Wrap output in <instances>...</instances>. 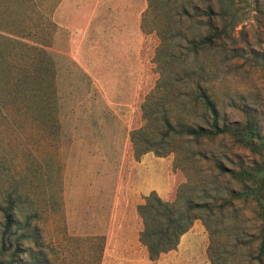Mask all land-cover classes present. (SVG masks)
Wrapping results in <instances>:
<instances>
[{"label":"trees","instance_id":"16d2710c","mask_svg":"<svg viewBox=\"0 0 264 264\" xmlns=\"http://www.w3.org/2000/svg\"><path fill=\"white\" fill-rule=\"evenodd\" d=\"M234 1L146 0L140 25L144 34L155 32L160 40L153 57L158 79L141 106L144 125L130 132L133 154L136 160L146 153L156 157L172 154L174 169H181L189 177L178 187L173 201H164L151 192L137 208L143 222L139 239L150 260L175 250L180 238L199 220L209 233L207 256L211 264H222L214 256H232L251 246L253 240L259 243L256 260L263 262L264 160L245 162L236 156L233 161L218 145L229 141L232 146L263 156L264 132L253 114L247 113L243 123L231 122L223 111L221 96L207 81L201 61L215 54L231 37ZM2 5L0 13L12 16V11L24 12V22L31 25V31L24 34L17 28L18 18H14L12 26L4 20L11 29L8 33L35 43L0 36V63L4 62L6 74L13 78L12 83L4 81L5 88L11 90V101L34 102L43 112L44 122L56 129L55 69L46 50L56 28L48 10L55 4L45 6L44 0H1ZM8 57H13V65L7 64ZM201 165H205L212 182L206 184L198 178ZM226 176L237 189H230L223 197L215 184ZM20 197L7 195L1 207L0 256L10 259L0 264H23L16 257L26 253L25 241L33 243L38 256L44 255L40 229L31 227L30 218L21 226L17 217ZM244 209H251L259 222L254 236L240 224ZM229 213L231 220L226 228L231 244L221 248L216 234Z\"/></svg>","mask_w":264,"mask_h":264},{"label":"rangeland","instance_id":"374dc122","mask_svg":"<svg viewBox=\"0 0 264 264\" xmlns=\"http://www.w3.org/2000/svg\"><path fill=\"white\" fill-rule=\"evenodd\" d=\"M138 4L140 5V0ZM2 7L3 5L0 11H3ZM10 15L12 16L6 12L0 13V25L3 27L0 30V36L17 39L29 45L33 44L27 39L16 38L8 33L11 29L7 25L9 23V26L14 25L16 23L14 18L20 21L17 25L20 32L26 34L29 30L31 31V25L24 22L26 14L24 12L15 14V11H12ZM4 20L8 22L7 25ZM231 24L232 29H229L231 37L223 47L215 54L201 58L207 81L213 84L221 96L223 111L226 112L231 122L243 123L247 113L253 114L259 118L264 132V0H235ZM105 32L109 34L111 30ZM109 39L111 38L106 35L107 43ZM96 40L99 41L100 37H96ZM122 40H124V46L129 48L128 50L122 49L124 53L122 62L129 61L132 65L134 63L133 53L135 56L138 50V71L142 70L143 81L140 82L139 78L137 89L134 92L131 90L133 92L131 97L134 98L131 101H127V94L123 93L125 90L115 92L114 97H118L119 100L114 101L117 105H113V108L120 110V116H109L104 115L109 107L101 97L99 86L90 84L82 71L72 66L66 59L56 57L50 49L52 48V37L51 45L46 50L52 58L55 69L57 123L59 125L56 129L54 125L50 126L44 122L41 116L43 112L34 102L30 101L25 104L16 100L11 101L13 95L10 89L5 88L4 81L8 80L12 83L13 78L8 73L6 74L4 62L0 63V231L3 221L1 207L5 197L9 194L21 196L17 209V217L21 226L30 218L31 227L37 226L40 229L43 241V256H38V249L33 246L32 242H24L26 253L16 257V260H22L23 264H56V256H53L56 247L52 241L48 242L47 238L51 240L52 221L56 219L62 187L61 174L68 154V150L59 148L57 143L67 141L69 133L75 127L85 131L94 122L97 126L104 127L106 131L108 127H111L114 139H122L121 125L123 122L130 120L129 123L137 129L144 125L141 106L158 79L153 57L160 40L155 32L145 34L143 39L140 36L129 35L124 36ZM141 57L144 61L142 68ZM7 59V64L13 65V57ZM103 72L107 73L106 69ZM127 104H131L132 108ZM218 146L233 161L236 160V156L245 162L264 160V155L252 154L248 150L232 146L229 141L222 142ZM150 154L155 156L153 153ZM159 158L170 161L171 171L176 174V187H173L171 180L170 194L163 199L173 201L178 187L188 182L189 177L181 169H174V155ZM228 166L233 167L234 165L229 164ZM199 168L198 178L206 184L212 182V177L205 165ZM193 178L197 177L192 176ZM215 185L220 188L223 197L228 195L230 189H237V185L227 176L217 181ZM240 214L242 216V220H239L241 226L248 229L254 236L259 222L255 219L251 209H244ZM229 220H231V213L222 220L220 227L222 231L219 230L216 234L217 244L221 248H229L231 244L226 228ZM258 244L257 240H253L251 246L237 250L232 256L214 257L222 264H260L256 260ZM209 245V233L198 220L185 233L180 250L175 249V252L181 256H207ZM9 259L8 256H0L1 262ZM194 264H199V261L197 260ZM261 264H264V257Z\"/></svg>","mask_w":264,"mask_h":264},{"label":"crops","instance_id":"0c3cea01","mask_svg":"<svg viewBox=\"0 0 264 264\" xmlns=\"http://www.w3.org/2000/svg\"><path fill=\"white\" fill-rule=\"evenodd\" d=\"M138 2L44 0L45 6L55 4L47 9L56 26L51 51L80 69L90 84L99 86L109 107L104 115L120 116V110L113 108L117 105L114 101L119 100L115 92L125 90L127 101H131L138 79L143 81L137 48L132 65L122 62V49H129L122 38L132 35L143 39L145 35L140 24L146 0H140V5ZM106 30L111 32L106 34ZM106 35L111 38L109 43ZM140 64L142 68V57ZM129 121L121 125L122 139H114L111 127L106 131L94 122L85 131L75 127L67 141L57 143L68 154L51 240L47 238L56 247V264H194L197 260L199 264H210L207 256H181L175 252L180 250L185 234L176 250L150 260L139 239L143 222L137 208L151 192L162 200L168 197L171 180L176 187V174L171 171L170 161L150 153L135 159L130 132L137 127Z\"/></svg>","mask_w":264,"mask_h":264}]
</instances>
